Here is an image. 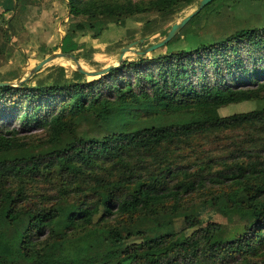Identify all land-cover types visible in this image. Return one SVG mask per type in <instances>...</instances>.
I'll return each instance as SVG.
<instances>
[{"label": "trees", "instance_id": "trees-1", "mask_svg": "<svg viewBox=\"0 0 264 264\" xmlns=\"http://www.w3.org/2000/svg\"><path fill=\"white\" fill-rule=\"evenodd\" d=\"M30 1L3 0L1 39ZM199 1L61 3L79 42L87 19L137 28ZM179 35L91 80L0 86V264H264V24Z\"/></svg>", "mask_w": 264, "mask_h": 264}, {"label": "rangeland", "instance_id": "rangeland-1", "mask_svg": "<svg viewBox=\"0 0 264 264\" xmlns=\"http://www.w3.org/2000/svg\"><path fill=\"white\" fill-rule=\"evenodd\" d=\"M197 6L198 2L180 11L171 10L161 13L159 16L153 15L150 17L152 18L150 23L143 21L137 28H117L115 19L110 16L87 19L84 23L89 28V33L86 38H81L78 42L76 26L69 25V11L66 4L61 3V0H31L28 6H23L27 9L21 8L20 14L13 19L12 38L3 40L0 37V81H12L18 84L21 80L26 79L23 83L28 82L29 85L37 83L51 85L60 81L61 83L72 82L75 77L71 72L74 71L73 67L75 66L74 62L68 58L56 59L46 65L40 73L38 72L39 74H34L32 77H30V70L53 52L64 51L63 47H69L72 49L71 53L78 54L80 56L78 59L88 69L100 68L91 60H95L103 67L109 64H118L121 47L143 39L142 32L145 30L158 29L163 25L164 28H168L173 23L181 21ZM163 18L171 19L164 24ZM250 24H264V0H214L202 10L196 20L189 21L183 28L182 35L179 36L185 37L187 43L195 48L198 41L192 40L190 36L200 35L205 40L210 37L219 42L237 35L241 28L248 27ZM162 37L158 31L145 39L143 45H149ZM111 46H114L117 51H109ZM135 56H137L135 53H127L125 59ZM65 63L70 64L65 65ZM57 66H64L68 69L66 79L60 78ZM88 79L91 80L92 77L88 76ZM247 85L251 86L249 83ZM254 106L253 103L247 102L245 105H241V109L244 107L250 110ZM11 123L19 125L18 121ZM199 211L200 218L204 222H227L222 215L217 214L210 207H201ZM157 217L162 221L165 220L161 214ZM76 240V238L66 239L60 244L52 246L48 251L56 252L70 248L75 245ZM44 256L46 257V254ZM109 258L112 264L125 259L124 256L118 254H111Z\"/></svg>", "mask_w": 264, "mask_h": 264}, {"label": "water", "instance_id": "water-1", "mask_svg": "<svg viewBox=\"0 0 264 264\" xmlns=\"http://www.w3.org/2000/svg\"><path fill=\"white\" fill-rule=\"evenodd\" d=\"M212 1L214 0H200L198 6L188 15H186L181 21L175 22L172 25L171 30L168 32V34L162 37L160 40L152 44H149L147 46H143L145 39L148 38L147 37L138 41L131 42L121 47L119 49L118 64H109L99 69H88L82 65V63L75 54L61 50V51L53 52L52 54L40 60L35 66H33L32 69L30 70V77H32L34 74H37L46 65L50 64L51 62L55 61L58 58H68L72 60L75 63V67H73V70L83 75L91 76V77L102 76L108 73L111 69L120 66L124 62L127 53H135L136 55L148 54L160 47H163L165 44L169 43L183 30V28L189 23V21L193 17H195L198 13H200ZM25 80H21L20 82H18V84L12 81H0V86H21Z\"/></svg>", "mask_w": 264, "mask_h": 264}, {"label": "crops", "instance_id": "crops-1", "mask_svg": "<svg viewBox=\"0 0 264 264\" xmlns=\"http://www.w3.org/2000/svg\"><path fill=\"white\" fill-rule=\"evenodd\" d=\"M2 2H3V0H0V7L2 6ZM1 9V8H0ZM10 15H11V12H9V13H7L6 15H5V17H10ZM60 75V74H59ZM74 80V79H73Z\"/></svg>", "mask_w": 264, "mask_h": 264}, {"label": "bare ground", "instance_id": "bare-ground-1", "mask_svg": "<svg viewBox=\"0 0 264 264\" xmlns=\"http://www.w3.org/2000/svg\"><path fill=\"white\" fill-rule=\"evenodd\" d=\"M73 65L75 66V63H73Z\"/></svg>", "mask_w": 264, "mask_h": 264}]
</instances>
